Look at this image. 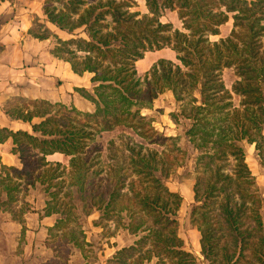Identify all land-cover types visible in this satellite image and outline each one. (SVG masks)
<instances>
[{"label": "trees", "instance_id": "obj_1", "mask_svg": "<svg viewBox=\"0 0 264 264\" xmlns=\"http://www.w3.org/2000/svg\"><path fill=\"white\" fill-rule=\"evenodd\" d=\"M144 1L145 14L133 11L138 0H45L46 21L70 37H60L38 17L30 33L40 40L53 38L55 57L78 75H92L91 89L75 91L95 109L83 112L61 102L26 99L21 106H7L10 117L32 123L33 133L0 128V141L12 139V153L21 163L20 168L2 165L1 175H7L1 184L12 201V191L25 181L47 184L48 191L64 187L66 180L53 181L69 168L76 172L74 179L88 195L91 210L98 209L106 219L125 214L128 231L143 234L118 250L110 264H198L179 235L176 216L183 198L158 174L162 161L157 151L129 144L127 155L113 151V164L104 176L89 174L87 149L104 132L124 127L156 143L158 132L143 111L171 91L181 103L180 114L172 118L178 123L180 115L189 121L186 135L200 151L190 218L201 235L204 261L264 264L263 200L253 189L255 176L244 148L245 142L255 144L261 152L264 144V0ZM166 10L177 13L181 30L161 21ZM230 21V35L212 41ZM162 49H171L178 62L159 59L140 75L136 63L146 52ZM226 69L237 77L231 90L223 80ZM234 96L240 99L238 106ZM35 118L40 121L33 123ZM55 154L69 158L68 166L51 162ZM229 160L235 165L231 174L222 164ZM49 194L58 196L56 191ZM51 211L59 208L49 201L47 213ZM54 227L61 229L63 222Z\"/></svg>", "mask_w": 264, "mask_h": 264}, {"label": "rangeland", "instance_id": "obj_2", "mask_svg": "<svg viewBox=\"0 0 264 264\" xmlns=\"http://www.w3.org/2000/svg\"><path fill=\"white\" fill-rule=\"evenodd\" d=\"M138 6L133 11L147 13L144 0H138ZM163 23H172L174 28L182 29V21L175 11L166 10L161 18ZM232 30V21L221 27V34L212 37V41L226 38ZM62 38L70 36L62 34ZM51 45H55L52 38ZM262 51L264 38L262 39ZM169 59L178 62L171 49L146 52L143 59L136 63L140 75H144L159 59ZM91 75L86 74L81 86L91 89ZM226 88L231 90L237 77L233 69L223 72ZM74 91V90H73ZM195 94L199 97L198 91ZM53 98H60L67 107H76L83 112L94 111L95 105L83 98L78 92L71 94L56 92ZM239 98L234 96L233 102L238 106ZM181 112V103L177 102L171 91L162 93L154 101L151 110H144L143 115L153 120L157 130L154 136L156 143L147 142L130 129L119 127L112 132H104L89 144L88 164H91L89 174L98 171L104 176L109 171L113 161L110 156L113 151L119 156L127 155L126 148L130 145H140L145 149L155 150L161 159V171L158 173L168 188L179 193L182 198L181 207L177 213L179 222V235L185 241L186 249L196 257L198 264H206L200 248V232L191 222L192 205L194 204V186L196 183V159L200 151L190 142L186 135L188 123L179 115L176 123L172 114ZM165 137V140H163ZM262 151L256 150L255 144L244 143L246 162L255 176V186L263 200L261 213L264 221V144ZM126 151V152H125ZM53 163L59 162L68 166L69 158L56 154L49 158ZM226 173H233L234 161L224 163ZM69 172V168L67 169ZM54 184L66 180L63 186L56 185L47 190V184L37 183L31 186L23 183L17 190L12 191L14 200L10 201L7 191L1 184L2 177L7 174L0 173V264H110L116 252L121 248L132 245L143 234L132 235L126 225L129 219L125 214L106 219L98 209H90V199L81 185H77L74 176L76 172H68ZM95 179V181H94ZM94 181L97 183L98 176ZM104 183V182H103ZM62 187V188H61ZM56 191L57 197L49 194ZM59 208L58 212L47 213L48 202ZM63 222V227L54 226ZM153 264V263H152Z\"/></svg>", "mask_w": 264, "mask_h": 264}, {"label": "crops", "instance_id": "obj_3", "mask_svg": "<svg viewBox=\"0 0 264 264\" xmlns=\"http://www.w3.org/2000/svg\"><path fill=\"white\" fill-rule=\"evenodd\" d=\"M44 2L45 0L0 1V128L33 133L32 123L10 117L5 108L9 105L21 106L23 99L61 102L60 98H53L56 92L71 94L75 88H87L81 85L83 78L89 73L82 76L74 73L68 62L51 53L54 46L51 45L52 38L40 40L30 33L35 17L40 18L41 22L60 37L66 33L46 21ZM39 121L40 119L35 118L33 123ZM13 147L11 138L0 141V173L2 165L21 167L18 156L12 153Z\"/></svg>", "mask_w": 264, "mask_h": 264}]
</instances>
